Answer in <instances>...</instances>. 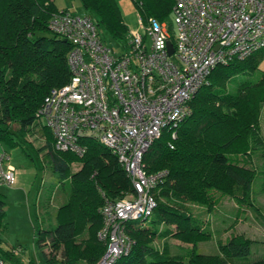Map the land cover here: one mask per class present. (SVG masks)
I'll use <instances>...</instances> for the list:
<instances>
[{"label":"trees","instance_id":"1","mask_svg":"<svg viewBox=\"0 0 264 264\" xmlns=\"http://www.w3.org/2000/svg\"><path fill=\"white\" fill-rule=\"evenodd\" d=\"M78 1L112 39L127 40L128 29L114 0ZM133 2L144 21L163 22L174 5L173 0ZM57 11L52 0H0V144L20 146L19 138L39 127L54 172L70 179L67 201L55 211V227L38 233V243L50 251L44 254V264H96L105 252L97 237L102 225L98 210L105 201L130 192L131 184L116 156L93 138L82 140V157L55 151L52 133L36 116L48 93L70 79L66 62L70 44L47 29ZM263 58L264 48L242 61L216 66L208 84L190 100L191 113L174 129L175 139L166 128L153 141L143 159L146 171L167 175L151 217L127 224L126 234L134 244L114 264H237L235 260L247 257L251 241L242 236L219 242L217 255L192 252L186 258L166 249L159 252L150 244L155 238H172L195 247L209 239L187 204L211 210L218 194L238 205H253L251 186L256 175L229 156L255 154L264 164L260 134L264 73L253 79ZM74 164L78 169L71 172ZM4 205L0 194V233L6 229ZM0 258L6 264H23L12 251L0 250ZM246 264H264V260Z\"/></svg>","mask_w":264,"mask_h":264},{"label":"built area","instance_id":"2","mask_svg":"<svg viewBox=\"0 0 264 264\" xmlns=\"http://www.w3.org/2000/svg\"><path fill=\"white\" fill-rule=\"evenodd\" d=\"M173 1L172 32L164 22L139 17L143 33L128 35V51L117 57L89 15L61 10L47 24L70 44V79L48 93L36 116L52 133L55 151L82 157V140L93 138L116 156L131 184L130 192L98 210L97 237L105 252L96 264H114L129 254L134 242L127 224L150 218L157 206L167 174L146 171L143 159L153 141L166 128L175 139L174 129L191 113L190 100L216 66L264 48V0ZM9 163L1 154L0 184L13 186ZM0 264L6 263L0 258Z\"/></svg>","mask_w":264,"mask_h":264},{"label":"rangeland","instance_id":"3","mask_svg":"<svg viewBox=\"0 0 264 264\" xmlns=\"http://www.w3.org/2000/svg\"><path fill=\"white\" fill-rule=\"evenodd\" d=\"M52 1L58 11L71 8L80 16H91L78 0ZM114 2L128 29V35L142 34L138 11L133 0H114ZM173 19L171 11L163 22L167 26L173 25ZM98 31L115 57L128 51V40H114L102 27H99ZM46 36L51 35L49 33ZM258 68L253 79L259 78L261 73H264V58ZM260 134L264 139V104L260 113ZM19 140L20 146L15 148L0 144V155L6 153L10 157L9 165L15 170L16 180L14 186L0 184V194L5 203L6 223L5 231L0 233V250L12 251L15 258L21 262L34 261L37 264H44V254L50 251L48 247L38 243V233L42 229L55 227V211L67 201L70 179L68 176L60 175L59 172H54V165L44 147V138L39 133V127L25 133L24 138L20 137ZM229 160L244 165L255 173L256 180L251 186L253 205H238L229 197L218 194H215L216 203L211 210H207L204 206L187 204L192 216L202 222L203 231L210 234L209 239L193 247L172 238H155L150 244L152 248L159 252L166 249L170 255H180L185 258L192 252L217 255L219 242L224 244L232 237L242 236L251 241L250 252L244 259L235 260V263L246 264L264 260L263 161L255 154L249 157L231 155ZM7 165L8 163H5L3 168ZM77 169L78 165L74 164L71 172ZM56 257L60 260L61 253H57ZM8 264L15 263L9 261Z\"/></svg>","mask_w":264,"mask_h":264},{"label":"water","instance_id":"4","mask_svg":"<svg viewBox=\"0 0 264 264\" xmlns=\"http://www.w3.org/2000/svg\"><path fill=\"white\" fill-rule=\"evenodd\" d=\"M167 49H168L169 55H171L173 53V48L169 42L167 43Z\"/></svg>","mask_w":264,"mask_h":264},{"label":"crops","instance_id":"5","mask_svg":"<svg viewBox=\"0 0 264 264\" xmlns=\"http://www.w3.org/2000/svg\"><path fill=\"white\" fill-rule=\"evenodd\" d=\"M57 9H58V8H57ZM62 10H68V11H72V12L76 13L75 10H73V9H71V8H64V9H62ZM76 14H77V13H76ZM77 15H78V14H77ZM15 184H16V180H15ZM15 184H14V185H15ZM14 185H13V186H14ZM23 264H25V262H23Z\"/></svg>","mask_w":264,"mask_h":264}]
</instances>
